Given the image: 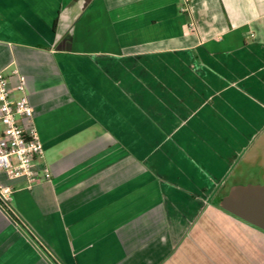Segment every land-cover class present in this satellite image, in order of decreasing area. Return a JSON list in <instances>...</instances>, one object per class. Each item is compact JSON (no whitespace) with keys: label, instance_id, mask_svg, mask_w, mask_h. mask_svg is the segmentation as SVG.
I'll list each match as a JSON object with an SVG mask.
<instances>
[{"label":"crops","instance_id":"crops-1","mask_svg":"<svg viewBox=\"0 0 264 264\" xmlns=\"http://www.w3.org/2000/svg\"><path fill=\"white\" fill-rule=\"evenodd\" d=\"M0 71L50 171L10 182L0 264H264L216 205L264 123V0H0Z\"/></svg>","mask_w":264,"mask_h":264},{"label":"built area","instance_id":"built-area-1","mask_svg":"<svg viewBox=\"0 0 264 264\" xmlns=\"http://www.w3.org/2000/svg\"><path fill=\"white\" fill-rule=\"evenodd\" d=\"M188 0H184L187 2ZM16 81L10 85L0 71V208L14 216L13 180H24L30 188L39 175L50 178L47 165L37 166L44 154V145L33 123V108L28 100L25 76L14 72Z\"/></svg>","mask_w":264,"mask_h":264},{"label":"water","instance_id":"water-1","mask_svg":"<svg viewBox=\"0 0 264 264\" xmlns=\"http://www.w3.org/2000/svg\"><path fill=\"white\" fill-rule=\"evenodd\" d=\"M218 204L222 210L264 232V184H233Z\"/></svg>","mask_w":264,"mask_h":264},{"label":"rangeland","instance_id":"rangeland-1","mask_svg":"<svg viewBox=\"0 0 264 264\" xmlns=\"http://www.w3.org/2000/svg\"><path fill=\"white\" fill-rule=\"evenodd\" d=\"M234 168L236 170L228 178L225 190L217 193L216 199L226 194L228 187L233 184H264V123L251 134L242 157Z\"/></svg>","mask_w":264,"mask_h":264},{"label":"trees","instance_id":"trees-1","mask_svg":"<svg viewBox=\"0 0 264 264\" xmlns=\"http://www.w3.org/2000/svg\"><path fill=\"white\" fill-rule=\"evenodd\" d=\"M219 199H220V197H219L218 199H216V205H217V206H219V204H218Z\"/></svg>","mask_w":264,"mask_h":264}]
</instances>
